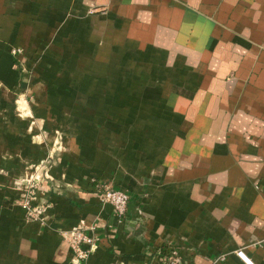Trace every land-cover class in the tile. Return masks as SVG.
<instances>
[{
	"label": "crops",
	"instance_id": "0c3cea01",
	"mask_svg": "<svg viewBox=\"0 0 264 264\" xmlns=\"http://www.w3.org/2000/svg\"><path fill=\"white\" fill-rule=\"evenodd\" d=\"M91 226L80 264H264V0H0V264Z\"/></svg>",
	"mask_w": 264,
	"mask_h": 264
},
{
	"label": "built area",
	"instance_id": "2783aa9c",
	"mask_svg": "<svg viewBox=\"0 0 264 264\" xmlns=\"http://www.w3.org/2000/svg\"><path fill=\"white\" fill-rule=\"evenodd\" d=\"M11 53L15 56L21 53L20 49H14ZM38 176L29 177L27 180L28 188L25 190L22 204L28 220L42 222L44 213L48 206L45 203H39L36 196L34 183L39 181ZM95 192L98 195L101 205L111 207L113 214L118 222H121L126 216L129 202L128 194L124 191L115 190L101 183H95ZM95 227H79L71 231H64L60 234L62 240L68 246L71 253V261L74 264H80L88 259L96 245V237L93 235ZM91 233V235L88 234ZM235 256L242 264H254V262L245 254L243 250L234 252ZM181 256L175 251L170 250L164 255L162 264H182Z\"/></svg>",
	"mask_w": 264,
	"mask_h": 264
}]
</instances>
